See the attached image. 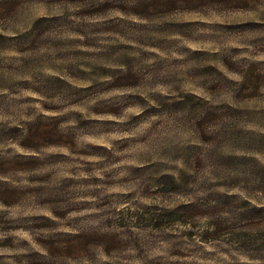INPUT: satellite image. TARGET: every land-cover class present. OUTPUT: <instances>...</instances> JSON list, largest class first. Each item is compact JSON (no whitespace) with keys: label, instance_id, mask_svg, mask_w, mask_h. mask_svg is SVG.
Wrapping results in <instances>:
<instances>
[{"label":"rangeland","instance_id":"obj_1","mask_svg":"<svg viewBox=\"0 0 264 264\" xmlns=\"http://www.w3.org/2000/svg\"><path fill=\"white\" fill-rule=\"evenodd\" d=\"M0 264H264V0H0Z\"/></svg>","mask_w":264,"mask_h":264}]
</instances>
